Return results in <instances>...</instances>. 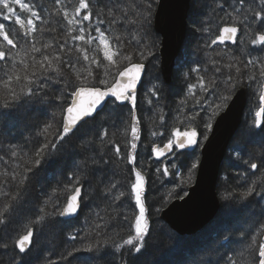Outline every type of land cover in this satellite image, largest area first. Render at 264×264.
<instances>
[{"label": "snow or ice", "instance_id": "obj_1", "mask_svg": "<svg viewBox=\"0 0 264 264\" xmlns=\"http://www.w3.org/2000/svg\"><path fill=\"white\" fill-rule=\"evenodd\" d=\"M212 4L214 6L210 15L217 20L215 35H212L211 20L202 21L198 31L208 35L206 48L214 49L215 56L220 58L210 60L215 72L223 73L227 69V74L223 78L206 77L201 74L199 67L191 69L196 73V81L188 85V96L180 101L176 117L180 123L187 121L186 126L190 130L173 129L167 136V114L159 108L158 87L153 85L148 89L145 102L149 108L158 109L156 119L161 125L159 129L152 130L150 135L154 143L157 137L166 139L162 147L156 144L152 149L157 159L174 151L194 156V152L185 150L199 146L198 127L202 125L205 129V132L199 133V138L207 140L206 133L212 131L213 119L221 109L229 107L237 91L245 86L252 89L256 101L253 126L264 132V56L242 61L226 47L228 44L250 45L253 51L258 49L264 53V0H212ZM152 8L153 0H139V3L133 0L123 7L120 6V0H115L111 7L105 0H96L95 5L93 0H53L51 10L43 9L35 0H0V71L4 72V76L0 77V96L3 97L0 108L8 109L22 97H39L42 102L46 101L48 97L45 90L50 88V84L60 85L56 90L58 95L51 98L58 102L60 120L58 124L54 123L56 114L53 113L54 122L45 123L38 133L43 137V143L38 144L32 155L17 151L16 146L8 148V160L0 155V163L6 166L0 171V232L4 233V236H0V264H25L24 257L31 254L34 246L35 229L32 226L26 227L23 235L11 240V251L6 237L12 223L13 210L23 201L36 175L35 169L40 167L46 155L57 150L58 145L62 146L60 142H65L66 137L95 123L109 104L113 106L112 112L116 113L113 126L124 125L121 135L126 138L125 151L121 150V145L113 138L115 133L110 134L102 126L96 139L108 151H99L76 165V171L67 176L63 187L53 189L51 195L47 196L31 225L41 224L46 217L78 216L87 195L82 175L77 174L81 167L88 169L90 164L95 167H118L119 163L126 161L133 165L128 177L134 172L135 179L126 177L122 182L109 177L105 183L101 177L100 194L108 200L110 207L118 205L124 208L130 201L134 202L131 219L127 212L123 215V219L128 221V235L121 238L120 242L113 241L114 250L122 253L127 249L130 253L139 254L145 249L150 236V224L146 206V179L142 171L136 170V150L141 139L137 89L145 71L143 61L154 55V45L145 44L138 50L139 61L133 62V56L123 51L121 37L110 39L101 25L106 21L111 26L126 22L145 28L151 22ZM53 17L57 18L56 22L64 33L62 42L55 37L44 39L45 33L56 32L51 23ZM218 45L225 47L215 51ZM248 55L251 56V53ZM66 67L73 71L74 79L65 78ZM187 76L185 74V78ZM41 93L44 95L41 96ZM210 95L211 99L208 98ZM153 97L156 98V104L153 103ZM189 99L195 109L190 113L184 111ZM119 105L129 106L127 118L120 114ZM197 120L199 124L195 123ZM93 143L85 140L81 147L87 151ZM111 152H114L115 160ZM245 163L253 173L260 171L262 179L253 180L251 186L240 193L241 198L247 200L258 195L264 199V160L259 165L256 162ZM198 167V161L191 164L187 180L183 183L191 182ZM169 174V168H164L163 175ZM179 198L183 199V196ZM49 203L53 209L51 212L47 211ZM106 226L97 223L96 235L103 236ZM68 238L76 240L77 236L70 234ZM110 240V236L96 239L83 248L67 252L61 259L66 260L82 250L99 252L102 247L109 245ZM239 257L235 253L225 252L217 264H241V260L243 264H264V224L247 234L245 248ZM48 264L55 262L49 260Z\"/></svg>", "mask_w": 264, "mask_h": 264}, {"label": "trees", "instance_id": "obj_2", "mask_svg": "<svg viewBox=\"0 0 264 264\" xmlns=\"http://www.w3.org/2000/svg\"><path fill=\"white\" fill-rule=\"evenodd\" d=\"M157 1L155 0L153 3L152 12L156 8ZM35 2L41 5L43 9H52L53 0H35ZM95 2L96 0H93L94 5ZM105 2L109 3V7H111L115 0H111V2L105 0ZM132 2L133 0H120V6L123 7ZM136 2L139 3V0ZM195 2L197 7H201L203 10L201 17L204 21L211 20L212 35H215L217 20L215 16L210 15L214 6L212 0H195ZM192 4H195L194 0ZM197 18L198 16L194 17L193 22L189 21V29L192 28V35L191 38L188 36L170 85L164 82L160 73L161 37L155 33L153 27L151 30L154 35L148 38L142 32L143 29L140 25H129L124 22L111 26L107 21L101 25L107 31L110 39L114 36L121 37V44L125 53L134 52L133 62L139 61L138 50L142 49L145 44L154 45L152 60L149 57L148 60L143 61L147 65V75L137 94L138 115L141 118V139L136 150V170L142 171L146 179V206L150 224V236L147 238L145 249L139 254L130 253L127 249L122 253L114 250L113 241L120 242L121 238H126L128 235V221L123 219V215L127 212L129 219H131L134 202L130 201L124 208H119L118 205L110 207L108 200L100 194L102 185L99 181L101 177L104 178L105 183L109 177L122 182L125 181L129 169L133 167L126 161L119 163L118 167L115 165L95 167L91 164L88 169L81 167L77 174L82 175L84 191L87 195L84 197L78 218L67 223H61L60 221L65 220L63 217H46L41 224L31 225L32 219L38 214L39 207L47 200V196L51 195L53 189L63 187V184L67 182V176L76 171V165L84 159L95 156L99 151H108V148L101 146L96 139L102 126L106 127L110 134L115 133L113 138L121 145V150L125 151L126 138L121 135L124 125L113 126L116 113L112 112L113 106L109 104L95 123L88 124L84 129L70 134L69 137H66L65 142H60L62 146L58 145L57 150L45 156L40 167L35 169L36 175L33 176L23 201L14 208L12 223L8 228L6 237L9 240V250L11 251V240L23 235L26 227L32 226L35 229L34 246L31 254L25 255V264H48L49 260L54 261L55 264H69V261L71 264H122V262H126V264H152L153 262V264H217L225 252L235 253L240 259L239 253L245 248L247 234L256 230L260 224H264V199L254 195L244 200L240 196V193L251 186L253 180L262 179L260 171L253 173L245 163V161H249L259 165L260 161L264 160V132L253 126L256 101L252 89L248 88L250 104L243 127L232 143L222 168L218 185V195L222 207L217 219L198 235L183 237L171 230L160 218L162 210L173 200L180 196L184 197L189 187L194 184L197 169L192 175L191 182L183 183V181L187 180L191 164L200 161V147L205 141L202 143L201 140V145L194 151V156H187L174 151L161 162L154 160L153 147L156 144L163 146L166 139L165 137H157L155 143L153 142L150 132L159 129L161 125L156 119L158 109L149 108L145 102V93L153 85L158 87V105L167 114L165 117L167 136L171 134L173 129H190L186 126L187 121L180 123L176 117L180 101L188 96V85L196 81V73L192 72L191 69L199 67L201 74L206 77L223 78L227 74V69H224L223 73H216L210 63L211 59L219 60L220 58L215 56L214 49L206 48L205 44L209 37L207 34L198 31L199 19L197 20ZM56 21L57 18H51L52 26L56 28V32L45 33V40L55 37L60 42L63 41L64 33ZM221 47L223 46H215V51H219ZM226 47L233 56L242 61L264 56V53L258 49L253 51L250 45L247 47L245 45ZM248 53H251V56ZM102 56L103 53L101 52V59ZM225 62H227L226 58ZM125 63L127 62L125 61ZM185 74H188L187 78H185ZM3 76L4 72L0 71V77ZM65 78L74 79L73 71L67 67L65 68ZM59 87L60 85L50 84V88L45 90L48 97L46 101L42 102L39 97H22L10 108H0V155H3L5 160L9 159L7 153L10 146H16L17 151L21 153L26 152L32 155L38 144L43 143V137L38 133L45 123L54 122L53 113L56 114L54 123L58 124L60 108L57 106L58 102L51 98L58 95L56 90ZM43 95L44 93H41V96ZM208 98L211 99V95ZM152 99L153 103L156 104V98L153 97ZM2 102L3 97L0 96V103ZM128 107L118 106L120 114L125 118H127ZM194 110L192 100L189 99L188 107L184 111L190 113ZM224 110L221 109L218 115ZM216 117L212 121L213 124ZM195 123L199 124V121L197 120ZM197 130L199 133L205 132L202 125ZM209 134L210 132L206 133L207 136ZM85 140L94 142L87 151L81 147ZM110 154L115 160L114 152ZM4 167L6 166L0 163V171ZM166 167L170 171L168 176L163 175V169ZM158 168L160 171H157ZM172 172H175V175H172ZM128 178L134 180V172ZM62 199L63 197H61ZM52 210L51 203H49L47 211L51 212ZM97 223L107 225L103 229V236L96 235L95 225ZM70 234L77 236V239H69ZM0 236H4V233L0 232ZM109 236L112 237L109 245L102 247L99 252L82 250L75 252L66 260L61 259L63 255L74 248H83L88 243H94L96 239H104ZM241 264H243L242 260Z\"/></svg>", "mask_w": 264, "mask_h": 264}, {"label": "water", "instance_id": "obj_3", "mask_svg": "<svg viewBox=\"0 0 264 264\" xmlns=\"http://www.w3.org/2000/svg\"><path fill=\"white\" fill-rule=\"evenodd\" d=\"M192 1H158L153 27L155 32L161 37L159 49L160 73L167 85H170L173 81L178 60L188 40ZM146 75L147 65L145 64V71L141 83L138 85L137 94L145 81ZM249 104L250 92L248 87L245 86L237 91L229 107L216 117L208 139L205 140L200 148L201 158L196 178L194 184L189 187L187 195L183 199L173 200L162 210L160 214L161 220L178 235L183 237L196 236L219 216L222 203L218 195V185L222 168L232 143L243 127ZM178 130L189 131L190 129ZM198 142L199 146L197 148L185 151L194 152L200 147L199 131ZM171 154L173 153L157 159L153 152V158L161 162ZM78 216L63 218L71 221L78 218Z\"/></svg>", "mask_w": 264, "mask_h": 264}, {"label": "rangeland", "instance_id": "obj_4", "mask_svg": "<svg viewBox=\"0 0 264 264\" xmlns=\"http://www.w3.org/2000/svg\"><path fill=\"white\" fill-rule=\"evenodd\" d=\"M159 1V0H158ZM158 1L156 2V4L158 5ZM155 2V0H153V3ZM194 3L195 4H192V7H191V18H190V20H191V22H193V18L194 17H196V16H198V18H197V20L199 19V27L201 26V23H202V21H204V19L201 17V16H203V10L201 9V7L200 8H198L197 7V3L195 2V0H194ZM157 5H156V8H155V10L152 12V13H154L153 14V20L150 22V24H148L147 26H145V28H141V29H143V31L142 32H144V34H145V36L146 37H148V38H151V37H153L152 35H154L153 33H152V27H153V21H154V15H155V12H156V9H157ZM152 10H153V8H152ZM199 10V11H198ZM192 29V28H191ZM191 29H189V33H188V36H189V38H191V35H192V30ZM194 30V29H193ZM195 31V30H194ZM133 57H134V52H131L130 53ZM152 57L150 56V60H152L151 59ZM203 141H205V140H202V143H203ZM258 144H260V141H258ZM197 238V237H196ZM190 246H191V244H189ZM166 257V256H165ZM160 262V261H159ZM154 263V262H153ZM152 263V264H153ZM160 263H162V262H160Z\"/></svg>", "mask_w": 264, "mask_h": 264}, {"label": "flooded vegetation", "instance_id": "obj_5", "mask_svg": "<svg viewBox=\"0 0 264 264\" xmlns=\"http://www.w3.org/2000/svg\"><path fill=\"white\" fill-rule=\"evenodd\" d=\"M191 14V13H190ZM189 21H190V17H189ZM153 30H154V27H153ZM155 31V30H154ZM156 33V32H155ZM157 34V33H156ZM158 35V34H157ZM229 45H231V46H235V45H232V44H228L227 46H229ZM219 46V45H218ZM223 47H225V46H223Z\"/></svg>", "mask_w": 264, "mask_h": 264}, {"label": "bare ground", "instance_id": "obj_6", "mask_svg": "<svg viewBox=\"0 0 264 264\" xmlns=\"http://www.w3.org/2000/svg\"><path fill=\"white\" fill-rule=\"evenodd\" d=\"M206 228V227H205Z\"/></svg>", "mask_w": 264, "mask_h": 264}]
</instances>
